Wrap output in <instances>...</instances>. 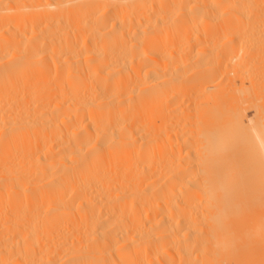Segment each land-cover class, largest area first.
Here are the masks:
<instances>
[{"label": "bare ground", "instance_id": "bare-ground-1", "mask_svg": "<svg viewBox=\"0 0 264 264\" xmlns=\"http://www.w3.org/2000/svg\"><path fill=\"white\" fill-rule=\"evenodd\" d=\"M10 5L1 11H10ZM29 7L30 38L20 53L6 57L13 64L26 55L22 70L32 71L33 83L31 99L18 106L17 123L0 127V264H263L261 233L254 232L246 241L239 219L230 228L221 219L222 209L217 211L221 218L214 214L224 185L220 199L214 192L220 191L219 182L227 174L223 171L230 168L212 170L214 162L227 165L230 159L224 153L216 161L212 158L215 135L208 131L200 139L199 145L205 143L207 152L212 146L213 154L203 153L202 167L182 166L179 154L166 153L174 144L167 137L178 142L176 129L167 135L162 109L151 108V91L163 87L172 73L195 66L212 69L204 61L205 49L196 55L199 64L193 62L196 52L184 60L190 50L184 51V45L181 49V39V47L174 45L169 52L176 61L165 62L164 33L201 34L213 26H227L230 0H31ZM4 18L0 48H10L16 43L10 36L11 16L0 17ZM193 69L192 75L197 72ZM0 73L2 86L5 72ZM210 77L200 84L213 82ZM253 117H246L243 144L264 165V122ZM201 172L206 182L211 181L205 183L210 195L212 185L219 184L212 191L218 205H211L215 199L199 188L204 184L196 181ZM233 178H224V183L235 191L223 195L235 199L237 192L245 194V186L240 177L241 186L232 185H243L244 190L232 189ZM183 180L202 183L197 186L206 194L202 201L213 213L205 207L203 211L201 197L198 200L197 194L196 199L189 189L196 183L183 186ZM180 189L192 193L181 198Z\"/></svg>", "mask_w": 264, "mask_h": 264}, {"label": "rangeland", "instance_id": "rangeland-1", "mask_svg": "<svg viewBox=\"0 0 264 264\" xmlns=\"http://www.w3.org/2000/svg\"><path fill=\"white\" fill-rule=\"evenodd\" d=\"M1 2L2 3H0V15L1 16L2 15L3 16H11V18H9V21L11 22L10 36H12V38H14L13 40L17 43L16 44L13 42L12 47H10V48H0V72H5V78H4L5 84L0 86V112H3V110H4V112L0 113V116L5 115V118L7 119L5 122H2L0 120V127L1 126L3 127V125H4V127L6 129L7 127H9V125L17 123L18 106L21 103H23L25 101H29L31 99V93H32L31 87H32V83H33L32 82L33 81V79H32L33 74H32V71L24 72L22 70L23 65L25 63H28V57L26 55H24V57L21 56V58L20 57L17 58V60H15V62H13V64L12 63L8 64L7 63L8 58H6V57L9 56L10 54H12L13 52H19L20 53V51L23 50V46H24L25 41L27 40V38H30L31 29H32V19H31L30 15L32 14L33 10L31 9L32 8L31 6H30L31 8L29 7L31 0H26V1H24V0H18V1L12 0L10 2H9V0H1ZM23 2L29 3V4L28 3L26 4V6L28 8L25 6V3H23ZM9 5H10V7L11 6L13 7L10 11H5V10L1 11L2 9L9 7ZM16 5H17V8H15ZM230 8H231V10H230L231 17L229 15V20H228L227 26H225V25L223 27L222 26H215L217 29H215V27L213 26V28L210 27L212 29V31L209 30L208 33H207V31L202 32L201 34H195V33L190 32V34L184 33V35L186 34L185 36L183 35L182 32H177L175 34V32L170 33L167 30H166L167 33H164V34H166L165 36L162 34V36L167 37L165 39V40H167L166 44H165L164 37H163V41H164L165 45L162 43L163 46L165 47V50H166L165 62H167L166 59L168 60V63L171 62V59H173V60L176 59V57L170 58V55H169V52L171 51L170 48L174 45H177L180 48L181 44L183 43L181 49L185 48L184 51H188V52H189V50H190V52L193 51L192 53L189 52V54L186 57H184V60L187 57L192 58L195 56L194 57L195 61H193V62H195V65H196V60H197V62L199 64L200 59L198 60L196 58V55L198 54L199 50L205 49L206 53L203 55L205 58L204 57H202V58L205 59L204 61L208 62V66H211L212 69L208 70V68H204V67L200 68L197 66L198 68H200L202 70V72H201V70L197 69V67L195 65H193V67L195 66L194 69L193 68L189 69L190 66H188V63H187V66L189 69L188 71L186 69H183L182 71L180 70L178 72V74L172 73L170 75V76H172L171 79L169 76V78L167 79V82L165 83V85L163 87L157 88L154 91L153 90L151 91V95H152L151 98H153V99H151V103L153 102L151 104V108H152V111H153L154 107H158L159 109H162L161 111L163 114V122L164 123L167 122L165 124L166 128H167V130H166L167 135L169 132H172L173 129L178 130L179 133H177L176 130H174L175 134H176V135L174 134V136L177 137L178 142H176V139L173 142L174 138L169 137L171 139L170 140L165 135V137H167L166 138L167 140L172 141V143H174L171 146H168L169 148L167 151H169V152H166V153L168 155H172V156H175V153L179 154L176 156H179L180 159L179 158L178 159H179V162L182 163L181 164L182 166L194 167V165H195L194 170L202 167L203 166V163L201 162V160L203 158L202 155H205L203 153L204 152L206 153L207 150L205 151V145H204L205 143L202 142L203 145H201L202 147H204V151H203V148L199 145V144H201L200 139H202V141H203L204 140L203 138L206 137L205 135L209 134L208 131H210V134L215 135L214 137L216 138L215 140H216V143H218V144L213 142V144H214L213 145V148H214L213 154L216 153L214 156H213L212 150H211L212 146L209 149L211 151L210 154L213 156L212 158L213 159L214 158L220 159L219 157L221 156V154L224 153L225 154L224 157H227L229 155L228 157H230V159L228 162H226L227 165L225 163H224L225 164L224 165L223 162L222 163H220L219 161L217 162L214 159L216 162H214L215 164L214 163L212 164V167L214 168L212 170L213 171L216 170L215 173H217V172H222L224 169H226L225 167H228V168L230 167L229 172H231V173L226 172L228 169H226L223 172H225L227 174L229 173L231 175L226 174L227 176L225 175L224 178H226L228 181H230V180H232V177H234L233 179L234 180L236 179V180L235 181L233 180L234 183L232 181V183L230 185L236 184V185H238V187L241 186V184H239V182L242 181L243 182L242 184H244V186H245V187H243V185H242V187L245 189V191H243L244 189L242 187L238 188L236 185L234 188H233L234 185H232V189L238 188L237 191H240V189H241L240 192L242 193V191H243L245 193L244 194L245 196L244 195L240 196L241 194L239 192H237L239 197L236 195V193H234L236 195V196L234 195L235 199H233L234 198L233 196H232L233 198L228 196L230 199L227 196H226L227 197L226 198L225 195H223V194H226L227 193L226 191H228L230 188H227L229 183L226 185L225 184L226 179L223 178L222 182H219L220 185L218 184L220 186V188L218 187L217 184H216L217 187H216V185L211 184L212 186H215L214 191H217L218 190L217 188L220 189V191L218 190L217 192H214L213 189H211L215 193V194L214 193L213 194L216 195L215 198L218 196L219 197L218 199H220L221 197L219 194H221L222 190H224L225 193L221 194L223 200L225 201L227 199L228 203L230 201V203H229L230 206L225 201L224 202V205H225L224 208H221L222 207L221 204L223 203V200H221L222 203L219 202L220 205H218L219 204L218 199L216 200L214 198V196L212 195V191L210 192L211 195L209 194V192H207L208 187L206 186L205 183H209L211 181L206 182L204 180V177H202L204 175V174L202 175V172L199 175V177H197L198 180L196 179V181L197 182L198 181L203 182V180H204L203 185L205 187L203 185H201L202 183H199L204 188L201 187L199 184L197 185L196 181H195L196 184L194 182H192V183L188 182L189 183L188 184L186 182V180H183L182 184L185 181L183 186L188 184V186L190 187V184L194 183L196 185V188L194 187V185L193 186L191 185L192 187H190L189 189L191 191L193 190L195 192V197L197 194L199 195V198H198V196L196 197V199L198 198V200L200 199V197H201V201L204 200V199H202L203 198L202 195L204 196L205 200H206V197L207 198L213 197L216 201L213 200L212 198H210V200L212 199L211 205H212V202H213V204L215 202H217L215 204H217L218 206L217 205H215V206H217L218 208L220 207V209H218L217 207L215 208L213 205L212 209L215 208V210H216V212H214V214H216L220 218L223 216L224 218L222 217L221 219L225 220L224 222L229 223L228 226L229 227L231 226L230 228H233V226L235 225V222H237L239 219L240 224H241L240 229L243 232V236L245 237L246 241H251V238L253 237L254 232L261 233L262 238L264 239V173H263L264 172V165L256 162L254 154L249 150L250 148H245L246 145L243 144V142H244L243 141L244 140L243 134L245 131L248 130V120L247 119H249L250 117H253L252 116L253 114H255L254 115V117H255L257 109H258V113H257L256 117H258V118L255 117L257 122L260 123V120H262L261 122H264V0H242V1L241 0H230ZM232 8H233V10H232ZM30 10H31V12H30ZM26 14L27 15L29 14V16H24ZM233 14H235L236 18H235V16H233ZM5 20H6V18L0 19V32L5 28V24H4L6 22ZM236 22H237V24H236L237 26L235 25ZM231 23L234 24L235 26L234 25L232 26ZM216 31L219 33H217ZM221 32H223V33H221ZM167 35L168 36L170 35L169 38ZM194 35H195V37H194ZM199 35L201 36V38L198 37ZM207 35L210 37H208ZM184 37H186V38L184 39ZM191 37L193 38V41H192ZM209 38H210V40H209ZM21 39L23 40V42L21 41ZM170 39L173 41H170ZM180 39H181V41H179ZM185 40H190L191 44H189V41L187 42ZM17 41H19V42H17ZM178 41L181 42V44L178 43ZM185 42H187V43H185ZM14 45H16V47ZM183 45H184V48H183ZM186 46H187V48H186ZM168 47H169V49H168ZM215 47H216V49H215ZM207 51L210 52V54ZM194 52H196V53L194 54ZM192 54H194V56H192ZM193 62L191 61V63H193ZM7 65H9V67ZM195 68L197 70V72H196L197 74L195 73L196 75L195 74L192 75V73H194V72L192 71V73H191V70L192 69L195 70ZM202 68H204V70ZM186 71H187V73H185ZM182 73H183V75H182V79H181L180 74H182ZM198 73H201L204 76V77H202V75L200 74L202 77L200 80L196 78V77L200 76V75H198ZM177 75L179 76L178 79H173ZM190 75H192V76L190 77ZM205 75H206V77H205ZM185 76H187V77H185ZM194 76L196 78L195 80H198L199 83H198V81H197V83H195L196 81L195 82L193 81ZM207 76H211L210 78L213 79V82H211L209 84H207V83L205 84V82L207 80L203 81L204 86H202L200 84L201 83L200 81L202 79L204 80L205 78L208 79ZM179 79H180V81H179ZM197 85L198 86L201 85V88L198 87ZM160 91H162V93H159ZM208 93H209V95H208ZM176 94H177V96H176ZM154 95H157L158 98H156V96L154 97ZM166 95H167V97H166ZM173 96H175V97H173ZM154 98H156V100H154ZM220 99H222V101ZM160 100H161V102H160ZM164 100H166V101H164ZM169 100H171V101H169ZM161 103H164V104H161ZM247 103H249V104H247ZM243 104H245V106H243ZM155 105H157V106H155ZM250 105H251V108H248V107H250ZM254 107H255V109H254ZM244 109H247V110H244ZM11 110H13L12 111L13 115L10 118V116L8 114H9V112H11ZM192 110H193V112H192ZM163 112H165V113H163ZM191 115H192V118L190 117ZM243 116L245 118H243ZM246 117H247V119H246ZM8 118H10V119H8ZM189 118H191V119H189ZM241 119H242L244 125L242 124ZM198 120L199 121L201 120V121L199 122ZM152 124L153 123H151V126H152ZM172 124H173V126L171 127ZM186 124H187V128H186ZM240 124H242V125H240ZM262 125L264 126V124H262ZM167 126H169V127H167ZM192 129H193V131H192ZM242 130H244V131H242ZM200 132H201V134H200ZM7 133H8V130L5 131V134H7ZM177 134H178V136H177ZM187 135L190 137L188 142L185 140L186 138H188ZM193 135H195V136H193ZM200 136H201V138H199ZM179 138H182L183 140L181 139L179 142ZM190 139L193 141H190ZM196 141H197V143H196ZM175 142L177 143V145ZM194 142H195V144H194ZM178 143H180L181 145H179ZM173 145H176L177 148ZM170 147H172V149H170ZM209 152H207V153H209ZM218 153H220V154H218ZM226 154H227V156H226ZM190 156L191 157L193 156V157L191 158ZM232 156H233V158H232ZM234 162H236V163H234ZM187 163H188V165H187ZM236 172L239 175L238 174L236 175ZM211 173L209 174L210 176L215 174L214 172L212 174ZM205 176H206V174H205ZM230 176H231V179H230ZM240 177L242 178V180L239 179L240 180L239 181L238 178H240ZM188 178H189V176H188ZM185 179H187V177ZM212 182L214 183V181H212ZM215 182L217 183V181H215ZM221 184H222V187L224 185V189H222V190H221V188H222ZM181 185H180V188H182ZM188 186H187V188H188ZM197 186H200L199 188L204 189L203 191H206L207 192L206 194H209V195H206L204 192V194L206 195V197H205V195L202 194L203 193L202 189H201L202 193H200L201 191ZM212 186H210L209 188H212ZM185 188H186V186H185ZM182 189H184V188H182ZM189 189H186L187 192H184L185 190L182 191L181 189H180V191H178L180 193V196L182 195L181 198L188 197V194L190 195L191 191L189 192L188 191ZM229 191L231 192L232 190H229ZM233 191H235V190H233ZM233 191H232V194H233ZM179 193H177V194L179 195ZM200 194H201V196H200ZM236 197H238V198H236ZM236 202H238V203L241 202L242 204L239 203V205L237 206L238 203L236 204ZM206 204L204 202L202 204H200L202 206L201 209L203 211L205 208L207 209V211L210 209V208H208V207H210L209 204L207 205V207L204 206ZM203 207H205V208L203 209ZM221 209H222V213H221L222 216H221V214H219V212L217 213V211H219ZM215 210H213V211H215ZM223 210H224V212H223ZM211 213H213V212H211ZM231 222H234V223L231 224ZM261 243H259V245H260L259 247L263 246L262 248L264 249V241H262ZM263 249H262V253H263ZM261 261L264 264V254L262 255Z\"/></svg>", "mask_w": 264, "mask_h": 264}]
</instances>
